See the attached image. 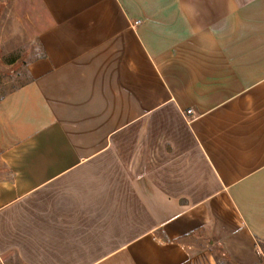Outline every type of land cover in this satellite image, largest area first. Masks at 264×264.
Instances as JSON below:
<instances>
[{"label":"crops","instance_id":"crops-1","mask_svg":"<svg viewBox=\"0 0 264 264\" xmlns=\"http://www.w3.org/2000/svg\"><path fill=\"white\" fill-rule=\"evenodd\" d=\"M0 100V259L264 264V0H37Z\"/></svg>","mask_w":264,"mask_h":264},{"label":"rangeland","instance_id":"rangeland-1","mask_svg":"<svg viewBox=\"0 0 264 264\" xmlns=\"http://www.w3.org/2000/svg\"><path fill=\"white\" fill-rule=\"evenodd\" d=\"M45 23L37 0H0V100L28 81V64L42 55L38 33ZM0 164V179L6 175ZM221 264H234L218 248ZM0 264H20L14 256Z\"/></svg>","mask_w":264,"mask_h":264},{"label":"trees","instance_id":"trees-1","mask_svg":"<svg viewBox=\"0 0 264 264\" xmlns=\"http://www.w3.org/2000/svg\"><path fill=\"white\" fill-rule=\"evenodd\" d=\"M43 56H44V54L42 53V55H41L40 57H43ZM40 57H39V58H40ZM28 80H29V79H28Z\"/></svg>","mask_w":264,"mask_h":264}]
</instances>
